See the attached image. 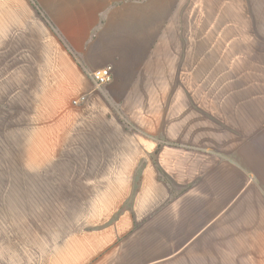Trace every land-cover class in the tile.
Returning <instances> with one entry per match:
<instances>
[{"label": "crops", "instance_id": "0c3cea01", "mask_svg": "<svg viewBox=\"0 0 264 264\" xmlns=\"http://www.w3.org/2000/svg\"><path fill=\"white\" fill-rule=\"evenodd\" d=\"M171 9L170 0H0V154L14 151L7 139L24 138L20 149L42 157V170L71 171L74 186H113L107 197L115 205L141 168L148 224L138 233H164L170 249L194 243L198 264H264V140L250 141L264 126V103L246 96L227 108L223 156L208 145L192 158L172 144L187 142L188 64L178 25L172 49ZM107 65L112 79L96 87L91 72ZM250 83L257 88L260 79ZM18 172L0 187L28 190L12 181ZM189 181L193 197L180 201L178 215L151 214L163 202L158 194L166 200ZM63 189L42 195H56L45 205H71ZM25 193L11 194L14 205ZM0 196L1 216L10 199Z\"/></svg>", "mask_w": 264, "mask_h": 264}, {"label": "rangeland", "instance_id": "374dc122", "mask_svg": "<svg viewBox=\"0 0 264 264\" xmlns=\"http://www.w3.org/2000/svg\"><path fill=\"white\" fill-rule=\"evenodd\" d=\"M170 1L168 23L173 35L172 49H177L174 34L178 25L187 56L182 58V65L185 60L188 64V123L183 133L187 142L172 144L187 148L188 157L192 158L194 153L211 151L208 145L220 147L218 152L223 156L228 125L222 121L227 108L237 104V98L246 96L248 101L264 103V0ZM203 49L208 54L200 60ZM253 79H260L259 88L252 86ZM174 93L173 90V96ZM257 95L263 96L262 100ZM13 110L17 109H10ZM225 117L229 119L228 115ZM257 119L260 118L253 120ZM218 138L224 139L222 147L215 142ZM7 140L10 142L7 147L14 151L0 154V159H4L0 160V182L8 181L6 176L10 171H19V177L12 181L22 183L28 190L0 187V195L8 194L10 199L6 203L10 205L0 216V264H198L202 261L197 257L201 251L193 248L194 243L182 249H170L165 248L166 234L138 233L148 224L147 195L138 201L141 168L134 171L131 190L126 195L120 194L115 205L107 197L110 191L114 192L113 186L71 185V171L42 170V157L37 159V155L25 154L20 149L24 148V138ZM258 140H264V126L251 130L250 141ZM36 165L39 169H35ZM165 176L160 170L159 179H166ZM194 183L184 182L186 185L181 190L174 188L166 200L158 194L163 199L159 203L163 202L151 214L159 216L168 211L178 215L180 201L193 197ZM56 187H64L62 195L67 198L61 199L71 200V205L66 206L63 200L49 207L45 205L46 198L56 199V195H42ZM20 192H26L25 197H21V205H14L17 198L10 196ZM74 195L76 199L71 197ZM31 196L38 198L33 201ZM31 213L39 217L32 218ZM34 221L38 223L36 229L28 225Z\"/></svg>", "mask_w": 264, "mask_h": 264}, {"label": "built area", "instance_id": "2783aa9c", "mask_svg": "<svg viewBox=\"0 0 264 264\" xmlns=\"http://www.w3.org/2000/svg\"><path fill=\"white\" fill-rule=\"evenodd\" d=\"M113 70H114L113 65H107V66H104L102 68L93 70L91 72V78L94 82V85L96 87H101V86L107 84L108 82H110L112 79V76H113ZM85 99H86V96H82L81 98L76 99L74 101V103L79 104L80 102L84 101Z\"/></svg>", "mask_w": 264, "mask_h": 264}]
</instances>
